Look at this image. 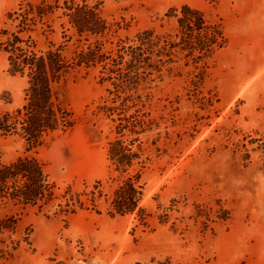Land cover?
<instances>
[{"label": "rangeland", "instance_id": "374dc122", "mask_svg": "<svg viewBox=\"0 0 264 264\" xmlns=\"http://www.w3.org/2000/svg\"><path fill=\"white\" fill-rule=\"evenodd\" d=\"M186 7L208 36L180 27ZM138 40L144 67L112 65ZM12 43L88 63L54 85L66 132L0 130V166L35 160L51 194L0 201V264H264V0H0V123L29 88Z\"/></svg>", "mask_w": 264, "mask_h": 264}, {"label": "trees", "instance_id": "16d2710c", "mask_svg": "<svg viewBox=\"0 0 264 264\" xmlns=\"http://www.w3.org/2000/svg\"><path fill=\"white\" fill-rule=\"evenodd\" d=\"M85 9V5L76 8L69 16L70 22L76 28V34L92 31V28H89L93 25L90 24L89 19L92 10L90 9L86 12ZM182 13L183 17L179 21L181 28H187L191 32L197 30V36L201 37L203 34L200 31L204 27L207 29L206 33L204 32V37L209 35L208 29L210 26H205V21L199 12L186 7ZM25 20L26 17H24L23 22ZM96 21H98L97 18ZM15 39L17 42L18 39ZM143 43V40H138L134 48H129L125 51L124 55L118 57L121 60L120 62H116L114 59L112 65H116L120 70L125 71L128 70L129 66L137 63L139 64V66L136 65L137 67H144L140 66L144 63V60L141 59V54L139 53L141 50L140 46ZM9 45L11 47L10 52L12 53L9 58L11 72L24 74L25 69H27L29 88L22 110L17 111V115L14 117H10L9 115L4 116V121L2 120V123H0V130L8 132L10 125L8 126L7 123L10 120L11 122L15 121V123L18 121L24 135L29 141L34 143L38 142L43 134H49L56 130L66 132L73 124L71 113L60 102L57 94L53 91L54 85L61 78L67 76L74 66L87 65L88 62L82 60V54L77 56L75 62H69L58 51H48L43 56L37 57L35 54L27 55L23 53V49L16 47L15 43ZM198 50L199 53L202 52L204 54L209 51L206 47H201ZM94 61L91 60L90 63ZM96 62L98 61L96 60ZM114 144L120 150L122 149V152L124 149L119 141L111 144L109 154L112 162H117L119 159L116 158L117 150H114ZM42 179V169L33 159H19L11 164L0 166V201L10 199L13 202L25 205H34L37 201L41 200H45L48 203L51 199V194H48L47 198L44 195L42 187L44 188L45 186L41 183ZM14 224V219H0V237L6 236L12 231ZM0 255H4L1 250Z\"/></svg>", "mask_w": 264, "mask_h": 264}, {"label": "water", "instance_id": "95a60500", "mask_svg": "<svg viewBox=\"0 0 264 264\" xmlns=\"http://www.w3.org/2000/svg\"><path fill=\"white\" fill-rule=\"evenodd\" d=\"M74 264H79V263H74Z\"/></svg>", "mask_w": 264, "mask_h": 264}]
</instances>
